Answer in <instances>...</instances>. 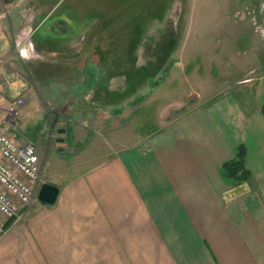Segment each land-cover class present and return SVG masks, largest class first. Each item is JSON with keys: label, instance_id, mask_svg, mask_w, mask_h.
<instances>
[{"label": "crops", "instance_id": "1", "mask_svg": "<svg viewBox=\"0 0 264 264\" xmlns=\"http://www.w3.org/2000/svg\"><path fill=\"white\" fill-rule=\"evenodd\" d=\"M219 5V28L206 29L205 36L218 32L227 41L205 50L231 51L235 44L227 37L248 32L242 22L250 19L259 38L252 60L236 62L241 70L230 84L213 81L197 91L204 95L194 97L204 103L184 116L173 114L135 140L106 136L108 143L73 116L83 121L85 114L96 115L88 112L94 96L100 90L114 96L109 87L114 77L101 79L97 57L79 46L63 52L33 42V57L19 58L12 49L18 15L0 14V58L10 59L0 63V113L25 92V78L31 77L34 91L31 102L18 107L21 130L5 123L4 130L17 142L34 143L45 166L61 151L63 162L78 157L76 164L85 165L61 172L58 183L48 182L59 189L52 205L23 209L21 221L25 215L26 220L10 225L0 239V264H264V33L256 30L264 29V0H219ZM242 7L247 19H232V11ZM41 19L34 17V32ZM219 67L222 73L229 69L222 62ZM47 82L54 91L47 90L50 105L42 106L36 85ZM67 108L73 111H58ZM48 109L54 121L41 135ZM49 136L60 145L56 155L43 150ZM240 145L250 177L235 184L221 165Z\"/></svg>", "mask_w": 264, "mask_h": 264}, {"label": "rangeland", "instance_id": "2", "mask_svg": "<svg viewBox=\"0 0 264 264\" xmlns=\"http://www.w3.org/2000/svg\"><path fill=\"white\" fill-rule=\"evenodd\" d=\"M219 6V0H0V14L10 10L18 15L19 20L12 24L14 32H17L12 49H15L19 58L27 61L33 57V42L40 46L60 48L63 52L72 46H79L90 49L97 57L101 79L114 77L113 83L109 84L111 89H115L114 96L105 90H100L94 96L97 99L88 112L94 113L95 110L96 115L85 114L83 121L73 116L75 120L104 135L101 140L108 143L111 136L116 140L138 139L168 123L166 119L173 117V114L184 116L204 103L205 100L194 97L197 94L204 95L197 91L203 92L208 85H214L213 81L218 85L230 84L239 74L234 73L241 70L235 68L236 62L242 59L246 65L252 60L259 38L253 26H250L252 20L244 18L247 20L243 21V18L237 16V13H247L245 7L232 11L230 15L232 19L236 16V20L243 21V28L248 29L244 35L227 37L235 44L231 51L222 52L219 48L205 50V45L217 46L220 41H227L218 32L205 36L206 29L219 28ZM38 15L42 19L34 32L32 23ZM3 19L0 17V25ZM22 49L26 52H21ZM5 59L10 64V59ZM221 62L225 68H229L225 73L220 70ZM172 65L178 66L175 73H172ZM43 73L46 74V70ZM157 76L162 78L158 80ZM30 78H25V92L0 113L6 123L14 122L11 128L15 130L22 128L18 107L31 102L29 94L34 98ZM155 79L158 84L149 85L148 81L155 82ZM208 79L212 83L207 82ZM36 86L42 97L40 105L49 106L50 100L45 96L49 95L47 90L52 92L54 85L47 82L42 84L43 88L40 84ZM124 91L128 94L123 95ZM9 108H14L16 114L7 113ZM64 110L68 113L73 111L69 108L58 111ZM46 113L45 124L40 123L41 129L45 127L41 135L48 133L47 126L54 121L52 110L48 109ZM57 118L58 122H64L66 117ZM106 136L109 138L106 139ZM49 137L51 140L47 141L46 149L43 150L49 149V152L56 155L55 145L59 143ZM36 152L40 167L39 185L43 182L58 183L57 177L61 172L71 167L76 170L85 166L76 164L78 157L73 162L70 158L63 162V151L58 152L55 163L47 161L45 166L42 164L44 154L38 148ZM38 203L35 195L28 206ZM25 220L26 215L21 222Z\"/></svg>", "mask_w": 264, "mask_h": 264}, {"label": "built area", "instance_id": "3", "mask_svg": "<svg viewBox=\"0 0 264 264\" xmlns=\"http://www.w3.org/2000/svg\"><path fill=\"white\" fill-rule=\"evenodd\" d=\"M246 12L237 13V16L244 18L248 15V11ZM259 30L264 33V29L257 31ZM21 52L26 51L22 49ZM6 60L0 58V63ZM7 113L15 115L16 111L9 108ZM5 122L0 114V239L10 225L21 221L23 209L34 199L40 182L35 145L32 142H17L12 139L4 130ZM13 123L10 121L8 125H14Z\"/></svg>", "mask_w": 264, "mask_h": 264}, {"label": "trees", "instance_id": "4", "mask_svg": "<svg viewBox=\"0 0 264 264\" xmlns=\"http://www.w3.org/2000/svg\"><path fill=\"white\" fill-rule=\"evenodd\" d=\"M245 149L240 145L234 154V157L221 165V171L224 177L235 184L246 182L250 177V172L245 165Z\"/></svg>", "mask_w": 264, "mask_h": 264}, {"label": "water", "instance_id": "5", "mask_svg": "<svg viewBox=\"0 0 264 264\" xmlns=\"http://www.w3.org/2000/svg\"><path fill=\"white\" fill-rule=\"evenodd\" d=\"M58 191L57 186L44 182L38 188L36 199L42 204L52 205L56 201Z\"/></svg>", "mask_w": 264, "mask_h": 264}]
</instances>
